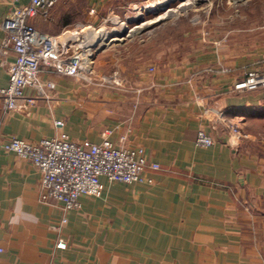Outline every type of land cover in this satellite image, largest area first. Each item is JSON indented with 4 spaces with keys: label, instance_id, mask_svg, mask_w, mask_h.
<instances>
[{
    "label": "crops",
    "instance_id": "0c3cea01",
    "mask_svg": "<svg viewBox=\"0 0 264 264\" xmlns=\"http://www.w3.org/2000/svg\"><path fill=\"white\" fill-rule=\"evenodd\" d=\"M153 1L60 0L46 20L31 23L50 36L78 24L99 29ZM29 3L0 0V88L15 61L2 55L1 23ZM194 21L159 25L97 53V74L128 87L89 92L44 71L42 80L55 84L50 102L39 100L28 114L0 104L1 143L55 138L63 121L73 142L101 144L110 131L111 142L126 136L127 147L143 148L161 168L148 174L152 185L103 179L102 197L81 198L62 226L61 205L39 201L36 167L0 151V264H264V90H235L246 67L264 72V52L245 56L236 26L218 33ZM219 109L241 121L248 139L239 149L212 113ZM201 129L213 147L196 146ZM60 240L66 250L56 248Z\"/></svg>",
    "mask_w": 264,
    "mask_h": 264
},
{
    "label": "built area",
    "instance_id": "2783aa9c",
    "mask_svg": "<svg viewBox=\"0 0 264 264\" xmlns=\"http://www.w3.org/2000/svg\"><path fill=\"white\" fill-rule=\"evenodd\" d=\"M59 1L30 0L26 6H16L1 23L4 33L2 55H15V61L8 66L9 84L0 88L4 112L28 114L39 100L50 102L55 84L42 80L44 71L76 81L93 74L91 66L97 51L93 47L100 42L97 35L101 30L90 24H78L58 36H50L38 31L31 23L37 17L46 20ZM107 22L105 20L103 24ZM235 90L263 91L264 72H247ZM212 113L228 134L231 148L239 149L242 141L248 139L241 121L230 118L220 109L212 110ZM55 127L60 131L55 138L35 143L13 138L0 142V151L16 154L36 167L41 175L39 201L61 205L62 226L68 223L66 216L69 213L81 210V198L102 197L103 179L124 185H152L154 180L148 174L161 170L158 164L147 160L143 148L127 147L126 136L113 143L109 131L103 135L101 144L77 143L64 133L65 122L56 121ZM195 144L198 148L208 149L215 145V140L201 129ZM56 248L66 250L67 244L60 240Z\"/></svg>",
    "mask_w": 264,
    "mask_h": 264
},
{
    "label": "rangeland",
    "instance_id": "374dc122",
    "mask_svg": "<svg viewBox=\"0 0 264 264\" xmlns=\"http://www.w3.org/2000/svg\"><path fill=\"white\" fill-rule=\"evenodd\" d=\"M163 2L167 0H157ZM157 1L150 2L146 8H139L135 11H130L126 16L121 19L110 18L106 24H101L99 30L101 33L108 34V39L115 40L120 39L125 41L131 38L138 37L146 31H150L153 27L159 25H169L178 23L181 26H187L191 20H195V23L202 22L209 24L216 32H220V26L222 27H237L239 30H243V42H244V54L245 56H254L264 52V0H207L197 1L191 6H188L186 10H180L184 3L188 0H170L164 6H158L154 9H149ZM149 12V14L147 13ZM174 13L173 16L165 18L167 15ZM156 13H158L156 15ZM140 16V17H139ZM160 17H164L159 19ZM126 26L129 32L126 35H119L116 31L122 26ZM133 34V36H131ZM165 36L173 35L171 31H166ZM119 35V36H118ZM212 37L217 39L221 38L220 35L212 34ZM233 44L236 42L235 36H230ZM229 38V40H230ZM105 46V45H104ZM109 46V45H108ZM107 48V46L99 51L101 53ZM97 55V53H96ZM95 55V57H96ZM260 65H252L246 67L255 71ZM93 74L88 75L81 81L77 82V87L83 88L87 91L92 89H108L114 87H128L122 81L114 79L110 80V77L104 75H98L95 69V60L91 66ZM248 71V72H250ZM75 82V83H76ZM118 84V85H115ZM91 94V93H89Z\"/></svg>",
    "mask_w": 264,
    "mask_h": 264
},
{
    "label": "bare ground",
    "instance_id": "6f19581e",
    "mask_svg": "<svg viewBox=\"0 0 264 264\" xmlns=\"http://www.w3.org/2000/svg\"><path fill=\"white\" fill-rule=\"evenodd\" d=\"M168 1H170V0H167V1H163V2H156V3H154L149 9H154V8H156V7H160V6H164L165 4H167V2ZM197 1H200V2H202V1H207V0H188L187 1V3H184L182 6H181V8H180V10H186V8H188V6H191L193 3H195V2H197ZM173 12L171 13V14H169V15H167L165 18H167V17H170V16H173ZM140 17V16H139ZM174 17V16H173ZM162 18H164V17H160L159 19H162ZM164 18V19H165ZM128 29H127V27L126 26H122V27H120V29L118 30V31H116L119 35H123V34H125L126 33V31H127ZM118 35V36H119ZM92 36V35H91ZM108 34H106V33H99L98 35H97V40L98 41H100V45H101V47L102 46H108L109 44H110V39H108ZM120 40V39H119ZM112 41V40H111Z\"/></svg>",
    "mask_w": 264,
    "mask_h": 264
},
{
    "label": "water",
    "instance_id": "95a60500",
    "mask_svg": "<svg viewBox=\"0 0 264 264\" xmlns=\"http://www.w3.org/2000/svg\"><path fill=\"white\" fill-rule=\"evenodd\" d=\"M181 1L184 2V0H181ZM147 13L149 14V12H147ZM157 14H158V13H156V15H157ZM128 32H129V30H127L126 33L123 34V35H126ZM140 32L142 33L143 31L141 30ZM123 35H122V36H123ZM131 36H133V34H131ZM114 42H115V43H116V42H120V40H119V39H115V40H113V41L110 40V44H112V43H114ZM99 44H100V42H97V43L94 45V47H93L95 50H97L96 53H99V51H101L102 49H104V48L106 47V46H102V47L99 48ZM110 44H109V45H110Z\"/></svg>",
    "mask_w": 264,
    "mask_h": 264
},
{
    "label": "trees",
    "instance_id": "16d2710c",
    "mask_svg": "<svg viewBox=\"0 0 264 264\" xmlns=\"http://www.w3.org/2000/svg\"><path fill=\"white\" fill-rule=\"evenodd\" d=\"M240 148V147H239Z\"/></svg>",
    "mask_w": 264,
    "mask_h": 264
}]
</instances>
